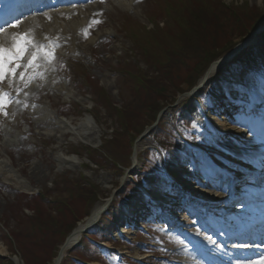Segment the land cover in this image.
<instances>
[{"label": "rangeland", "instance_id": "374dc122", "mask_svg": "<svg viewBox=\"0 0 264 264\" xmlns=\"http://www.w3.org/2000/svg\"><path fill=\"white\" fill-rule=\"evenodd\" d=\"M116 1L67 5L78 13L83 10L80 26H73L69 16L54 28L52 17L45 18L43 24L52 25L55 40L29 46L16 77L9 76L11 83L9 79L0 83V92L8 93L6 99L10 101L4 108L8 115L0 117V159L35 190L33 194L20 192L0 175V264H52L56 257L53 252L59 250L69 232L109 197L114 206L101 215L92 233L94 244L76 250L87 264H179L191 254L183 236L192 240L200 230L198 220L186 217L183 210L200 209L198 204L207 198L228 197L225 185H215L227 177L211 183L206 174L219 169V176L225 171L229 176L243 175L244 180L247 174L232 168L240 162L237 156L264 150V31L255 33L264 24L251 27L250 19L264 15V0H220L244 11L247 21H242L239 29L221 26L218 34L212 32L209 37L216 38L220 47L213 48L214 58L203 65L196 58L200 47L192 42L191 35L200 33L202 24L208 25V19L213 18L212 11L204 6L208 0H196L178 11L179 25L173 24L155 0H127L130 5ZM64 7L50 10L53 13ZM130 29L139 36L140 47L133 44ZM43 30L47 32L45 27ZM253 33L256 41L229 57L235 60L208 74L215 61ZM252 51L250 60L236 58ZM32 53L37 55L35 66L27 68L22 81L19 73L25 71L23 65ZM70 61L89 69L92 83L101 89L98 94L75 84ZM120 70L130 71L131 77L123 80L117 72ZM142 82L144 87H137ZM188 92L192 93L191 101ZM47 110L57 120L50 121L51 115L45 117ZM176 110L182 112L177 118L173 114ZM87 113L97 126L98 146L73 141L67 133L61 139L53 134L60 119L76 122ZM248 121L250 125H244ZM221 123L231 125L230 132L222 133ZM193 125L199 130L189 132L191 139L179 137L177 127L189 131L187 126ZM159 127L163 134L160 131L149 136ZM169 130L174 135L173 140L168 139L171 147L162 154L155 149L152 153L150 149L157 140L163 141ZM133 150L138 153L139 164L135 166ZM102 151L100 154L114 155L116 160H109L113 165L98 154ZM74 155L78 162L61 161ZM124 177L127 179L122 180ZM185 180L197 185H187L182 193L185 201L178 203L177 184H185ZM87 194L93 203L84 204ZM172 202L183 206L175 211L179 215L173 216L169 210ZM205 206L216 207L210 203ZM159 210L183 224L168 227ZM107 253L114 257L106 260ZM63 264L68 263L64 260Z\"/></svg>", "mask_w": 264, "mask_h": 264}, {"label": "bare ground", "instance_id": "6f19581e", "mask_svg": "<svg viewBox=\"0 0 264 264\" xmlns=\"http://www.w3.org/2000/svg\"><path fill=\"white\" fill-rule=\"evenodd\" d=\"M118 4H128L127 5H130V2L127 1V0H117L116 1ZM63 5L65 6L63 9L60 8L61 10H55L52 12V8L48 7L46 9H52L50 10L49 12H47L48 10L44 9V13L42 14H39V15H31V16H27L25 17L21 22V24L19 25V33L22 32V31H25L28 35H29V38L32 40L34 39L35 40V44L36 46H42L41 44L48 39V41H54L55 39L53 38L52 36V29L53 27H59L61 26V20H65V17H71L72 19L69 21L70 23L72 22L73 26H80L82 24V22L80 21V18H84V14H83V10L78 13L77 10L75 8H71L69 6H67V3H63ZM82 7V5H79V8ZM78 15V16H77ZM52 17V20H53V27L51 25V27L49 28L48 26L44 25L43 24V20L47 17ZM68 22V23H69ZM69 23V24H70ZM67 28L70 27V25H65ZM43 27L46 28L47 32H45L43 30ZM261 29V28H260ZM42 30V32H41ZM15 32V29H12V28H8V34H0V44H4L5 46H8V44L10 43V39H11V33ZM250 41H256V38H254L252 36V38L250 39ZM248 43H246L247 45ZM240 44H238L236 47H238ZM245 46V45H244ZM257 47H260V46H257ZM226 57V55L224 56V58ZM219 59L217 61H215L212 65V67L210 68L208 74L212 73V72H215V70H217L218 66H220L222 64V60L224 59ZM208 75H206L205 77H207ZM203 80H201L200 82H202ZM50 117V121L52 120H55L56 117L54 115V113L50 112V111H46V113L44 114L45 117ZM0 117H4L3 113H0ZM57 120V119H56ZM57 123H59L58 125V128H57V131H54V135L55 136H58L59 139L63 138L64 137V134H70L72 135L71 136V139L73 141H81L83 142L84 144L86 145H90V146H98L99 144V133H98V129H97V126L94 122V119L93 117L87 113L85 114L83 117H81L79 120H77L76 122H73V120L71 118L69 119H60ZM251 121L249 122H246V125H250ZM6 124V122H5ZM221 126V129L223 130L222 133H228L230 132L229 130H231V128L229 126H227V124L225 123H221L220 124ZM218 129V128H216ZM136 149V148H135ZM137 150H135V156L133 157V166H135L137 163H138V160H137ZM241 155H238L237 158L239 157L240 159V163L242 162L241 161ZM245 158V157H244ZM238 159V160H239ZM244 160H247V159H244ZM61 161L63 163H66V164H72V163H75V162H78V159H77V156H72V157H62ZM252 161L253 163V166H256L257 168H259V170H261V168L264 167V153H259L258 155H254L253 156V159L250 160ZM238 163V162H237ZM139 164V163H138ZM239 166H242V164H239ZM237 166H233L232 168H235ZM244 170L245 171H248L249 169L247 167H244ZM251 172V171H250ZM0 175L1 177L6 180V182H11L16 189H18L19 191L21 192H33L34 193V189H32L26 181L23 180V178L19 175V173L12 168V166H10L8 164V162L5 160V159H0ZM208 174H206L207 176ZM210 177V176H208ZM125 179H122V180H126L127 177H124ZM197 181V179H195ZM213 180H215L213 178ZM185 184H182V185H179L177 184V187H178V194L177 196H180L183 192L185 193V190L187 189V185H197V184H194L193 182L191 183H188V181L185 180ZM184 183V182H183ZM176 192V191H175ZM160 196V195H158ZM163 198V197H161ZM171 199H175L176 198H172ZM207 200V199H206ZM216 200H220V199H216ZM106 200L97 204L92 212V217H95L97 215H99L98 213L101 212L103 210V208L106 206ZM172 208H176L178 207L179 205L177 204H174V202H172ZM229 205L227 204H223V205H220L218 208L219 210L226 214V213H229V210H228V207ZM220 211L216 213V215H218V217H220ZM174 212V210H173ZM175 213V212H174ZM86 226V221L84 220L83 222H80L78 224V226L76 228L73 229L72 233L70 234V236L67 237V240H66V243H64L63 246H60L59 249H61V255L64 256L66 251L74 244V243H77L79 241H77L80 236H81V233H83L82 230H84ZM77 241V242H75ZM1 248V247H0ZM0 252H1V249H0ZM62 258V257H61ZM61 258H59V262L61 260ZM196 264L193 257L192 256H189L187 259L183 260L182 261V264Z\"/></svg>", "mask_w": 264, "mask_h": 264}, {"label": "trees", "instance_id": "16d2710c", "mask_svg": "<svg viewBox=\"0 0 264 264\" xmlns=\"http://www.w3.org/2000/svg\"><path fill=\"white\" fill-rule=\"evenodd\" d=\"M194 1H196V0H162V2L158 3L157 7H160L162 5V9L165 12V14L167 15V17H169L170 19L173 20L172 21L173 24L179 25L178 20L181 17H179L178 15H175V14H177L178 11H181L182 9L187 8V6H190ZM197 1H199V0H197ZM201 1H203V0H201ZM208 3H209V6H208ZM208 3L205 4L204 6L209 8V12L212 11V14H210V15H212L213 18L208 19V20H210L208 25H207V23L202 24V26L204 25V28L200 33H194V35H191V37L193 38L192 42L193 43L196 42L197 47L198 48L200 47L199 48L200 50H197V51H199V54L196 53V54H198L196 56V58L201 59L200 61H202V65L205 61H210L211 58H214L213 56H211V55H213V48H214V50H216V49H219V47H220V42L217 41L216 38H210L209 37V35L212 34V32L218 34V32H216V31H219L218 29L222 28L221 26H224L227 28L236 27L235 29H239L241 27V25H240L241 22L243 21V24H244L247 21L246 18L244 19V13H245L244 11H239V10L237 11L236 8H234L232 6H227V4L222 3L220 0H208ZM194 13H195V15H197V14L200 15V13H198L197 11H195ZM258 16L259 17H250L251 22H252L251 27H255L257 25H260V24L263 25L264 24V15L258 14ZM206 17H207V14H206ZM174 19H176V20H174ZM234 22H236V23H234ZM228 23H230V24H228ZM250 25H251V23H250ZM185 27H186V24H185ZM185 27L182 26L181 29H183V31H184ZM213 29H215V30H213ZM130 31H131V33L129 35L133 39V41H132L133 44L135 42L140 47L139 40L137 39L139 36L135 35L134 31L132 29H130ZM229 31L230 30H228L227 32H229ZM184 34L188 35L186 32H184ZM185 35H183V37H185ZM198 45H201V46H198ZM207 47H208V49L210 48V51L207 49ZM192 48H194V44L192 45ZM253 51H255L254 48H253ZM253 51L250 53H246V55L243 54V52H242L240 55L237 56V59H239V60L242 59L245 61L250 60L248 58H251L253 56ZM78 68L82 69L81 71L84 72L83 74L78 75L79 80H81L83 83L84 90L91 92V89H93L94 92L98 94L101 89L99 90V87L96 86L95 84H93L92 80H89L90 79L89 73L86 71V69H84L82 67H78ZM199 69H200V67H199ZM118 72L121 74L122 78H124L123 80H127L128 76L131 77V75H132V73L128 70H120ZM143 82L141 84L137 85V87H144ZM150 91L152 92V90H150ZM148 94H149V92L147 93V95ZM150 94H152V93H150ZM156 109L157 108H154L152 111H153V114L157 116L158 111L156 112ZM120 126H121V124H120ZM162 146H164V145H162ZM100 153H104V151L99 152L98 154L100 156H102L105 159V161H108L109 165L114 164V161L116 159L113 158L114 155L112 153L107 154L105 152V155L107 154L109 157L108 159L106 158L105 155L100 154ZM110 157H112V160H114V161L110 162L109 161ZM149 166L151 168V165H149ZM79 180H81L80 177H79ZM80 186H81V183H80ZM86 189H84L83 191L86 192L87 191ZM92 196L94 197V194ZM83 197H85V198L87 197L84 204H86L87 201L92 202L94 200L92 197H89L88 194H87V196H83ZM82 200H84V199H82ZM59 206L63 207L62 204H60ZM56 208H57V206L55 205V210H56ZM60 225L61 224H59L58 227H60ZM61 234L65 235V233L63 231H61ZM93 238L94 237H92L91 232H88L87 234H85L83 236L81 242L79 243L81 248L77 247L76 249H71L69 251V255H68L69 259H64V260H66L68 264H86V261H87L86 258L80 257L79 254L76 252V250H78V249L83 250L84 248L87 247V245H92L91 241L93 240ZM57 250H58V248L55 250V253L53 252L54 255L56 254ZM104 256L107 258L106 260H109V259L114 257L112 254H109V253L105 254ZM77 262H79V263H77ZM61 264H63V262Z\"/></svg>", "mask_w": 264, "mask_h": 264}, {"label": "snow or ice", "instance_id": "6c2138e0", "mask_svg": "<svg viewBox=\"0 0 264 264\" xmlns=\"http://www.w3.org/2000/svg\"><path fill=\"white\" fill-rule=\"evenodd\" d=\"M21 21H17L16 24L9 25L10 28L16 29L21 24ZM0 34H8L7 28H0ZM29 46L36 47L35 40H30L28 38L27 33H11V39L8 46L4 44H0V83H3L6 79H9V76L15 78L17 75V69L22 67V61L25 59L26 54L28 53ZM37 60V55L32 53L31 59H28L26 64L23 65L25 71H21L19 73V79L25 80V73L27 68L34 67L35 61ZM28 79H31L29 76ZM11 79H9V83H11ZM27 86V84H25ZM20 89L17 88V92ZM8 93L0 92V112H3L5 116L8 115L6 111H4L5 105L7 102H10L8 99ZM209 239H211L209 237ZM259 264H264V259H262Z\"/></svg>", "mask_w": 264, "mask_h": 264}, {"label": "water", "instance_id": "95a60500", "mask_svg": "<svg viewBox=\"0 0 264 264\" xmlns=\"http://www.w3.org/2000/svg\"><path fill=\"white\" fill-rule=\"evenodd\" d=\"M262 30H264V26L261 27V29H260V28L257 29V31H255V33H256V32H259V31H262ZM253 35H254V33H253L252 35H250L249 38H247V40H245L244 42H241L240 45H239L238 47H235V49H233V50L230 52V54L227 55V56L222 60V62H223L224 60L228 59L229 57L233 56V54L236 53L237 51H239L240 49H242V48L244 47V45H246V43L249 44V43L251 42L250 39H251V37H252ZM98 214H100V212H99ZM92 216H93V215H90V217H88V218L86 219V226H85L84 230H82L83 232L86 231L87 229H89L91 226H93V225L95 224V222L98 220V218H99L100 215H97V216H95V217H92ZM71 233H72V232H71ZM69 236H70V235H69ZM66 240H67V238H66ZM66 240H65V243H66ZM75 242H76V241H75ZM60 252H61V249H60V251H59V253H58L57 258H56L55 261L53 262V264H59V258L62 257V255H61Z\"/></svg>", "mask_w": 264, "mask_h": 264}]
</instances>
